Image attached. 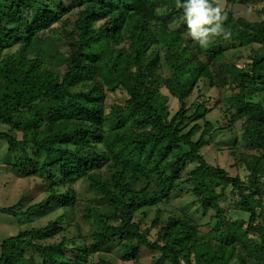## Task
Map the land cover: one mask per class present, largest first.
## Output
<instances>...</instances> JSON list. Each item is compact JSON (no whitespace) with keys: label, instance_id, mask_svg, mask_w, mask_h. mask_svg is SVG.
Here are the masks:
<instances>
[{"label":"trees","instance_id":"obj_1","mask_svg":"<svg viewBox=\"0 0 264 264\" xmlns=\"http://www.w3.org/2000/svg\"><path fill=\"white\" fill-rule=\"evenodd\" d=\"M234 3L257 19L236 17ZM221 7L232 38L201 49L175 0H0V140L45 194L0 213L61 209L3 241L0 264H121L104 257L115 248L141 264L139 247L158 252L152 264H264V0ZM249 44L246 65L223 62ZM116 91L124 101L107 106ZM216 134L243 178L202 155ZM228 188L246 218L222 217ZM209 211L217 238L197 223Z\"/></svg>","mask_w":264,"mask_h":264},{"label":"rangeland","instance_id":"obj_2","mask_svg":"<svg viewBox=\"0 0 264 264\" xmlns=\"http://www.w3.org/2000/svg\"><path fill=\"white\" fill-rule=\"evenodd\" d=\"M229 10L233 11L235 16H241L247 18L249 21H254L257 19V14L255 8H249L245 5H241L239 3L231 4L228 7ZM256 45L249 44L245 47H239V51H231L228 52L226 55L227 57L223 60V62L228 63H235L238 67H242L246 65L245 63L248 62V54L252 49H255ZM163 63V62H162ZM163 68L161 73L163 76L169 75V70L165 66V64H162ZM216 69V67H213ZM164 92V90H163ZM195 96V95H193ZM125 99V96L121 91H116L112 95H108L107 97V106H109L112 103L115 102H123ZM257 99L264 100V92H261L259 94ZM171 108H176V101L172 100L170 102ZM110 108H107V111H109ZM212 115L211 117H213ZM215 116L212 118L215 120ZM240 122H237L235 124L234 130L231 132L230 136L236 137L238 141H240ZM6 127L0 122V132H5ZM229 135V131H227ZM233 133V134H232ZM196 134L195 136H197ZM228 137L223 136H217V134L212 138V140L209 142V144L203 149L202 155L207 159L208 162L221 165V166H230L233 164L232 158L229 156L227 150V146H222L220 141L223 143L228 142ZM15 163L16 159L14 156L13 151H10L8 149L7 142L4 140H0V208H10L12 206H15L20 200H23V208L18 209L17 211H26L30 206H33L37 203H39L44 197V191L40 190L41 187L36 188L33 186V184H37L38 182H41L39 178L36 179H29V178H23L21 175H18L16 169H15ZM229 172L238 173L242 178L245 175V172L243 168L235 169L232 167H228L227 169ZM76 192L80 200L84 201V199H87L89 197V193L87 191V187L83 182L77 181L76 183ZM227 197L225 201L223 199L218 200L219 207L228 208L229 211H226L222 214V217L225 219H236V218H246L247 215L243 212L236 213L234 210H231L233 208L234 202L237 201L236 197L231 196L230 194V188L226 190ZM84 198V199H83ZM182 199L179 200H171V204L175 207L179 208L180 203L182 202ZM185 201H190L188 196H185ZM84 205L82 204H76L73 213L76 214L78 209L83 208ZM42 210V209H38ZM47 214L42 213V211H36L32 215H25V214H17V215H9L0 213V246L3 241L7 240L10 237L15 236L19 231H23L32 227L42 226L47 223L50 219H53L56 215L61 213V209L56 207L53 210L46 211ZM212 212H208L206 216L202 219L198 218L197 223L201 225V231L204 233H208L213 237H218L219 234H214L211 232V227L215 225V218L211 219ZM152 216V215H151ZM215 217V216H214ZM150 220L151 217L149 216V219H147V222L145 225L146 227H150ZM78 223L80 224L81 228L83 230L86 229L85 224H83L80 220H78ZM155 228H151L150 230V237L151 239H154L155 237ZM70 234L69 237L71 235ZM60 236H56L55 238L48 239L46 241V244L58 241ZM120 251L115 248L110 251L109 254L104 255L105 258L109 259L113 263H121V264H129L126 262H123L119 258ZM36 261L39 262V259L34 253H30ZM159 254L158 252L149 251L143 247H139V261L141 264H152L157 258ZM168 264V263H164Z\"/></svg>","mask_w":264,"mask_h":264},{"label":"clouds","instance_id":"obj_3","mask_svg":"<svg viewBox=\"0 0 264 264\" xmlns=\"http://www.w3.org/2000/svg\"><path fill=\"white\" fill-rule=\"evenodd\" d=\"M180 20L186 27L185 36L201 49H207L217 38L229 41L232 33L225 27L227 16L221 0H175Z\"/></svg>","mask_w":264,"mask_h":264}]
</instances>
